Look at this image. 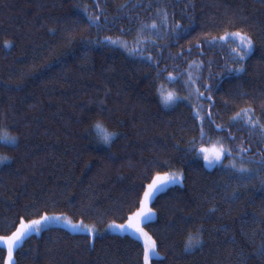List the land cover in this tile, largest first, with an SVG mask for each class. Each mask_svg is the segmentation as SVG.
<instances>
[{"label":"trees","instance_id":"trees-1","mask_svg":"<svg viewBox=\"0 0 264 264\" xmlns=\"http://www.w3.org/2000/svg\"><path fill=\"white\" fill-rule=\"evenodd\" d=\"M85 7L100 15L101 30L87 23ZM153 21L157 34L145 29L150 39L139 47L158 66L119 45L96 43L111 36L136 46L140 30ZM226 31L253 39L244 72L226 71L241 67L227 44L208 43ZM5 41L13 46L5 48ZM188 72L201 91L212 87L214 106L197 101L183 84ZM169 73L176 82L168 81ZM161 85L190 99L165 107ZM195 105L210 107L216 123L231 128L230 146H250L249 155L259 159L264 137L232 117L252 107L264 123V0H0V135L7 131L19 141L18 149L0 145V156L12 158L0 170V235L14 231L20 217L38 219L44 211L101 231L125 223L151 165L167 160L185 180L151 204L156 219L145 230L160 253L153 264H264V171L250 182L230 179L187 153V141L198 136ZM96 121L118 133L111 146L99 141ZM205 130L214 139L227 135ZM198 231L202 248L185 251L188 235ZM141 244L104 232L91 243L85 234L54 227L28 238L14 259L142 264ZM6 256L0 250V264Z\"/></svg>","mask_w":264,"mask_h":264},{"label":"snow or ice","instance_id":"snow-or-ice-1","mask_svg":"<svg viewBox=\"0 0 264 264\" xmlns=\"http://www.w3.org/2000/svg\"><path fill=\"white\" fill-rule=\"evenodd\" d=\"M97 7L99 4L97 3ZM121 7H125L122 5ZM87 23L90 26H94L97 30H101L103 27L100 15H93L89 12L88 8L83 9ZM167 15H163V20L167 22ZM176 29L181 32L184 31L182 25L176 24ZM147 29L156 35L158 32V25L155 21L143 26L138 33V38L134 41L136 46H130L127 41H120L113 39L111 36H105L102 40L98 39L97 44L105 46L119 45L123 47L129 55L140 56L146 62H151L158 66V61H155L152 55L145 56V50L140 49V44H146L150 37L143 35L144 30ZM54 31V30H53ZM92 41L89 40L88 43ZM217 42H223L227 44L233 55V60L241 64L240 68L226 69L228 72L235 71L237 73L244 72L243 63L253 50L254 42L252 37L243 31H226L224 35L219 37H213L208 41L210 45H215ZM235 45V46H233ZM13 45L10 41L4 42L5 48H11ZM199 47V45H197ZM189 51H191L189 49ZM196 62L193 61V64ZM191 67V66H190ZM157 78L161 73L157 72ZM188 80L185 81V85L194 90L195 98L197 101L201 98L206 99L214 106V101L211 96L212 87L210 85H204V91H201L200 87H195L196 79H193L192 73L188 72ZM170 83L177 81L178 77L169 73L167 77ZM205 92L209 93L205 96ZM161 102L165 107H175L182 100H189L190 97H182L175 91L163 90L161 85L158 89ZM194 118L197 121L196 128L198 130V136H192L186 143L185 151L190 153L193 158L203 162L204 169H221L222 173L228 175L229 178H237L245 181H251L258 172L264 171V151H258L257 155L259 159L252 157L249 153L252 151L251 147H245L243 144L236 145L235 148L230 146L235 143L236 137L232 135L230 127H224L221 124H217L213 118L212 110L210 107H204L203 105L193 106ZM203 111V115L201 112ZM255 109L252 107L242 108L240 111L232 117L234 123H242L249 133L259 131L260 135L264 137V123H261L254 115ZM207 122V123H206ZM206 127L211 128L217 133H227L226 137L214 139L206 131ZM93 128L96 130V135L99 141L104 145L111 146L118 133L110 131L103 121H96L93 124ZM0 145L10 146L12 149H18L19 141L18 137L10 135L7 131L3 135H0ZM12 160L8 156H0V170L9 166V162ZM227 161V162H225ZM256 165L258 167H251ZM173 165L167 160L153 162L148 170V176L146 179L148 183L141 185L142 196H138L135 202V206L129 208V215L124 217L125 223L116 224L115 222L108 224L107 230H118L122 233H132L141 242L142 247V264H153L154 258H159L160 253L158 251L157 240L152 237L146 230V226H150V221L156 216V210L150 205L158 198L160 193L168 190L170 186L182 185L185 180V174L183 170H173ZM264 184V180H261ZM234 199H239L237 192H233ZM67 224L73 232H83L91 243L95 242V239L99 233V230L95 225L89 226L85 224L83 219H80L77 223H72L71 220L57 215H48L46 211L39 213L38 219H28L27 221L20 217L18 224L14 231H11L8 235H0V250H4L7 253L5 264H16L14 259V253L22 246V244L32 236L33 233L39 234L44 231L49 225L54 222H60ZM203 234L202 231L196 233H190L187 237L184 245L185 251L196 250L203 246ZM261 253L264 254V245H261Z\"/></svg>","mask_w":264,"mask_h":264},{"label":"rangeland","instance_id":"rangeland-1","mask_svg":"<svg viewBox=\"0 0 264 264\" xmlns=\"http://www.w3.org/2000/svg\"><path fill=\"white\" fill-rule=\"evenodd\" d=\"M188 80V78L187 79H184L182 82H183V84L185 85V81H187ZM188 89H189V91L191 90L192 91V89H190L189 87H187ZM183 185V184H182ZM174 186H180V185H173V186H170V188L171 187H174ZM165 192V191H164ZM163 193V192H162ZM150 207H151V205H150ZM57 216H62V217H64V218H67L68 220H71L72 221V223H77L76 221H74V220H72L69 216H67V215H57ZM156 219V216L155 217H153V219L150 221V222H153L154 220ZM90 226V225H89ZM54 227H56V228H63V229H65V230H67V231H69V232H71V233H74V234H85V233H83V232H73L69 227H68V225L67 224H65V223H63L62 221H60V222H54V223H52L51 225H49L46 229H48V228H54ZM45 229V230H46ZM98 229V228H97ZM106 229H107V227L103 230V231H101L100 229H98L99 230V233H98V235L100 234V233H102V232H104V233H108V234H114V235H121V236H124V235H128V236H131V237H133V238H135L136 240H138L140 243H142L134 234H132V233H122V232H119L118 230H107L106 231ZM43 231H41L39 234H36V233H33L32 235H40L41 233H42ZM86 235V234H85ZM160 257V256H159ZM6 258H7V256H6ZM154 259H157V258H154ZM153 259V260H154Z\"/></svg>","mask_w":264,"mask_h":264},{"label":"bare ground","instance_id":"bare-ground-1","mask_svg":"<svg viewBox=\"0 0 264 264\" xmlns=\"http://www.w3.org/2000/svg\"><path fill=\"white\" fill-rule=\"evenodd\" d=\"M200 48H201V46H200Z\"/></svg>","mask_w":264,"mask_h":264},{"label":"water","instance_id":"water-1","mask_svg":"<svg viewBox=\"0 0 264 264\" xmlns=\"http://www.w3.org/2000/svg\"><path fill=\"white\" fill-rule=\"evenodd\" d=\"M96 1V0H95Z\"/></svg>","mask_w":264,"mask_h":264}]
</instances>
